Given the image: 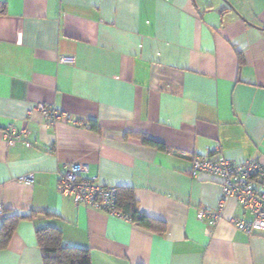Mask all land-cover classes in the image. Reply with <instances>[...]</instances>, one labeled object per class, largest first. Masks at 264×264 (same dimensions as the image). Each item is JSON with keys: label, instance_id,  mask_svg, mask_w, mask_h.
I'll list each match as a JSON object with an SVG mask.
<instances>
[{"label": "crops", "instance_id": "1", "mask_svg": "<svg viewBox=\"0 0 264 264\" xmlns=\"http://www.w3.org/2000/svg\"><path fill=\"white\" fill-rule=\"evenodd\" d=\"M39 103L81 125L50 122ZM9 126L30 146L8 144ZM215 148L264 166V0H0V205L24 216L0 264H43L36 229L48 226L90 264H264V229L229 222L251 219L235 198L213 226L197 217L220 183L190 162ZM71 162L131 189L165 230L62 197Z\"/></svg>", "mask_w": 264, "mask_h": 264}, {"label": "built area", "instance_id": "2", "mask_svg": "<svg viewBox=\"0 0 264 264\" xmlns=\"http://www.w3.org/2000/svg\"><path fill=\"white\" fill-rule=\"evenodd\" d=\"M45 119L50 122H69L81 125L64 111H57L42 103L36 105ZM26 129L16 131L9 126L4 131L8 144L22 142L29 147L24 139ZM190 175L198 178L202 175L216 178L220 183V196L215 209L198 208L197 217L205 219L208 227L213 226L221 217L224 203L235 198L244 212L251 215L248 221L231 217L229 222L237 229L251 234L254 230L264 229V166L258 161L247 159L237 162L226 158L219 148L207 150L203 155L194 156L190 162ZM86 163L71 162L58 172L57 190L62 197L69 198L76 205H84L114 215L122 216L116 208L118 187L101 183L95 176H87ZM32 174L23 175L21 180H29ZM3 213L0 205V216Z\"/></svg>", "mask_w": 264, "mask_h": 264}, {"label": "trees", "instance_id": "3", "mask_svg": "<svg viewBox=\"0 0 264 264\" xmlns=\"http://www.w3.org/2000/svg\"><path fill=\"white\" fill-rule=\"evenodd\" d=\"M238 59L242 61L240 53H238ZM88 126L96 132L99 130L94 121H89ZM142 141L145 144L154 146L158 150H168L164 144L152 141L147 137H142ZM116 208L143 228L161 232L165 230L163 222L150 218L138 211L136 200L131 189H118ZM34 215L35 213H31L26 217L31 218ZM46 215H49V213H46ZM21 218H24V216L2 213L0 224V248L6 247L17 222ZM36 239L41 250L43 264H90L87 250L82 247L66 244L63 241L61 232L55 227L48 226L36 229Z\"/></svg>", "mask_w": 264, "mask_h": 264}]
</instances>
